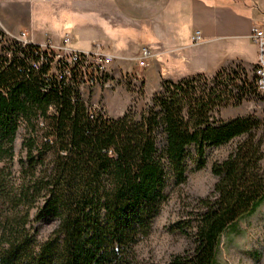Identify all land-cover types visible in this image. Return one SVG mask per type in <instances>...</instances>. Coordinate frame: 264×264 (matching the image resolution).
I'll list each match as a JSON object with an SVG mask.
<instances>
[{"label":"trees","instance_id":"obj_1","mask_svg":"<svg viewBox=\"0 0 264 264\" xmlns=\"http://www.w3.org/2000/svg\"><path fill=\"white\" fill-rule=\"evenodd\" d=\"M84 76L55 51L0 34V264H136L171 192L207 166L209 149L236 141L213 166V192L180 221L192 253L172 263L217 264L222 237L264 204V121L218 118L257 96L255 79L232 64L163 80L146 110L115 119L90 105ZM43 224H54L45 239Z\"/></svg>","mask_w":264,"mask_h":264},{"label":"crops","instance_id":"obj_2","mask_svg":"<svg viewBox=\"0 0 264 264\" xmlns=\"http://www.w3.org/2000/svg\"><path fill=\"white\" fill-rule=\"evenodd\" d=\"M26 1L1 0L7 35L20 39L24 34L22 42L40 46L50 41L59 51L64 40L59 45L37 36L32 9L59 15L82 12L86 37L67 36L69 50L90 53L98 48L129 65L137 64L136 58L148 48L153 66L145 77L158 87L164 79L177 82L197 74L212 78L232 64L253 70L258 48L252 42V29H264V0ZM161 57L163 62L158 61Z\"/></svg>","mask_w":264,"mask_h":264},{"label":"rangeland","instance_id":"obj_3","mask_svg":"<svg viewBox=\"0 0 264 264\" xmlns=\"http://www.w3.org/2000/svg\"><path fill=\"white\" fill-rule=\"evenodd\" d=\"M30 1L33 0L26 2ZM35 9L31 11V18L36 25V34L42 41L52 38L56 44L60 45L67 36L75 37L76 34H79L81 38L86 37L85 19L82 12H63L59 15L49 9L43 12ZM3 12L0 0V34L3 33L9 39L16 40L17 38L7 35L5 31L6 23L3 22ZM20 36V39L25 40L24 34H20ZM20 39L18 40L21 41ZM48 46L50 47L47 48ZM41 47L44 50L64 53L63 50L52 49L50 41ZM138 61L139 56L136 58V62ZM158 61L163 62V57L158 58ZM152 66L153 63L149 62L146 68H141L138 63L126 65L124 61L115 59L114 65L111 67L115 80L110 88L86 86L82 88V93L94 109L102 111L107 117L118 119L130 110L137 114L141 113L151 105L154 96L161 90V85L158 87L155 82L148 83L145 77V73ZM171 67L173 68V63ZM252 71L246 70V74L253 80ZM247 116H255L264 121V93L257 91V96L243 102L241 107H228L218 114L219 119L227 122ZM25 135V129L21 128L15 145L17 158L12 165L14 173L19 172L18 161L20 156L24 155L22 140ZM235 145L236 141L230 142L224 147L209 149L206 156L207 166L200 171L191 172L187 184L180 190L171 192L168 203L164 205L162 214L153 225L152 233L136 249V257H138L136 264H172L176 257H185L187 253H192L194 242L181 234L180 221L186 217L188 210L197 200L205 198L213 192L218 182L212 172L213 166L216 162L224 161ZM262 164L264 167V161ZM53 229L54 224H43L41 237L43 239L49 237ZM221 240L217 252V264H264V204L253 216L240 222L236 229L226 233Z\"/></svg>","mask_w":264,"mask_h":264},{"label":"built area","instance_id":"obj_4","mask_svg":"<svg viewBox=\"0 0 264 264\" xmlns=\"http://www.w3.org/2000/svg\"><path fill=\"white\" fill-rule=\"evenodd\" d=\"M252 30V42L258 48L257 62L252 73L254 74V79L256 81V88L259 92L264 93V29L255 26ZM70 43L71 40L69 38L65 39L61 49L64 53L61 54L56 52V54L59 56V59H64L68 65H71L72 67L80 65L82 67L85 74L82 88L86 86L91 88L95 86H101L106 89L110 88L115 80L111 71L115 59L110 55L103 54L98 48H94L90 53L69 50L68 46ZM49 47L50 46L47 48ZM152 58L153 56L150 50L145 48L143 49L137 63L139 64V67L145 68L148 66L149 61H151ZM102 75H109V79L106 82L101 81L98 76L102 77Z\"/></svg>","mask_w":264,"mask_h":264}]
</instances>
